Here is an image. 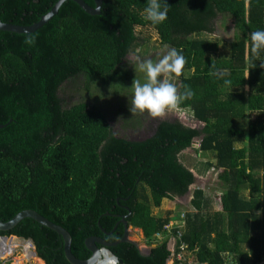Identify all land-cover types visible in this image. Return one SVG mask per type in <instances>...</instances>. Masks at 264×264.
Here are the masks:
<instances>
[{
	"label": "trees",
	"instance_id": "obj_1",
	"mask_svg": "<svg viewBox=\"0 0 264 264\" xmlns=\"http://www.w3.org/2000/svg\"><path fill=\"white\" fill-rule=\"evenodd\" d=\"M57 1L0 0V21L34 24ZM147 2L102 0L100 14L91 15L65 0L34 32L0 30V219L37 211L70 233L71 251L79 259L91 254L87 237L118 240L124 225L114 226L125 217L130 228L142 231L150 251L142 254L130 242L108 247L124 264H167L173 238L176 253L186 245V257H174L173 264H261L264 52L252 55L249 36L264 29V0H167V19L155 26L143 19ZM220 14L234 30L227 55L218 54V40L199 37L214 32ZM137 26L154 28L162 44L185 57L182 74L174 78L178 94L187 88L193 96L178 106L189 108L201 128L162 119L150 135L132 140L116 134L95 104L66 106L64 87L80 77L86 88L110 87L117 97L130 89L136 77L124 64L140 45ZM28 36L35 37L31 46L24 42ZM212 66L229 70L231 83L212 76ZM195 137L198 150L215 161L206 164L221 169L219 208L197 188L184 223L178 224L179 213L168 229L171 211L158 216L151 209L164 198L184 196L194 183L179 155ZM0 235L32 240L45 264H71L62 237L32 218Z\"/></svg>",
	"mask_w": 264,
	"mask_h": 264
},
{
	"label": "rangeland",
	"instance_id": "obj_2",
	"mask_svg": "<svg viewBox=\"0 0 264 264\" xmlns=\"http://www.w3.org/2000/svg\"><path fill=\"white\" fill-rule=\"evenodd\" d=\"M214 26L215 30L213 33L210 35H200L199 37L218 40L220 42L218 54L227 55L229 44L233 39L234 30L229 25L227 16L222 14H220L215 20ZM135 33L139 36V38H141V42L140 45L136 46V48L127 55L124 66L131 72V76L136 77L135 80L143 81L144 74L138 70L135 71L134 69L136 62L134 61L133 56L139 55L142 60L151 59L156 62L162 58L163 55L167 54V52L170 50V47L160 42L158 33L150 26H137L135 28ZM172 82L178 89V80L173 78ZM99 90L100 88L95 87H91V89L86 88L85 79L80 77L76 81L66 84L64 91L62 92V96L65 98V100H67L66 106H70L80 101H85L91 105L95 104L105 112L112 130L116 134L128 137L130 139H141L147 137L152 131L153 124L162 119H177L183 124L195 128H201L203 126L201 122L193 118V113L189 108H180L179 106H177L176 109L166 110L163 115L158 117H152L147 114V112H131L130 105L132 99V87H130L129 90L125 89L124 92L119 93L120 97L112 94L113 88L110 89V87H106L102 92ZM195 140H197V142H195L193 146L191 145V147L181 152L179 158L184 165L197 174L195 175L196 179L195 182L190 185L188 194L163 201L164 206L168 204V206H170L172 209L167 210V212L171 211L172 214H179L180 212L182 213L192 209V206L190 205V200L192 198L191 193L197 187L203 189L206 196H209L213 199L214 209L219 207V196L223 191L218 179V173L221 171V169H216L214 165H207L208 163L206 164V162L215 161L213 160L211 154L202 153L198 150L200 138L197 137ZM243 194L247 195L248 191H244ZM166 207L167 206L164 208ZM151 210L153 214L163 215L162 210H158L157 207H152ZM130 233V238L137 241L140 247L150 248L145 242L140 229L130 228ZM19 240L20 241L18 242L25 244L23 239L19 238ZM21 247L22 246L16 247L15 253H12L11 255L9 253V255L1 258L0 262L9 261L10 264H45L44 261L37 256L28 258L23 255ZM261 264H264V260Z\"/></svg>",
	"mask_w": 264,
	"mask_h": 264
},
{
	"label": "clouds",
	"instance_id": "obj_3",
	"mask_svg": "<svg viewBox=\"0 0 264 264\" xmlns=\"http://www.w3.org/2000/svg\"><path fill=\"white\" fill-rule=\"evenodd\" d=\"M168 11L167 0H148L143 9V19L153 26L159 25L166 21ZM249 41L250 52L254 56H259L264 52V29L251 32ZM24 42L31 46L35 43V37L28 36ZM133 59L136 62L135 71L143 73L144 78L143 81H132L131 112H147L152 117H158L166 110L176 109L184 100L192 98L193 92L190 89L186 88L183 93L178 94L177 87L172 82L174 77L182 74L186 63L185 57L175 48H171L156 62L151 59L142 60L139 55H134ZM260 67L264 68V63H261ZM210 74L223 79L225 84L231 83L228 79L230 72L227 69L218 70L212 66Z\"/></svg>",
	"mask_w": 264,
	"mask_h": 264
},
{
	"label": "water",
	"instance_id": "obj_4",
	"mask_svg": "<svg viewBox=\"0 0 264 264\" xmlns=\"http://www.w3.org/2000/svg\"><path fill=\"white\" fill-rule=\"evenodd\" d=\"M65 0H58L53 7L49 10L48 13L43 15L37 22L34 24L23 26V25H17L12 23H5L0 21V30L3 31H10V32H16V33H31L35 30L39 29L45 22H47L49 19H51L57 12L60 5ZM76 2L85 12L91 15H97L100 14L101 11V5L102 0H94L95 5L91 6L88 3H86L84 0H72ZM3 125L0 124V127ZM197 138V137H195ZM195 138L193 142L195 141ZM136 140V139H132ZM192 142V143H193ZM32 218L33 220L37 221L41 225L50 228L51 230L55 231L58 235L62 237L63 240V251L66 259L71 264H95L98 259L100 258L102 249H105L107 251L108 247L111 245H115L120 242H130L135 244L142 254H148L150 251V248L147 247H140L139 243L133 239L130 238V226L127 223L125 217L121 218L120 221L116 223L114 226V229L116 228L118 223H122L124 225V231L123 235L116 240L115 242H107L105 239L99 236H90L85 239V246L90 251V256L87 259H79L77 258L71 251V235L70 233L61 225H58L48 218L44 217L37 211L33 209H25L17 214H15L11 219L7 221H3L0 219V231H9L14 226H16L22 219L24 218ZM18 238L15 235H0V238ZM110 252V251H109ZM110 254L117 259L118 264H124L123 261L119 258H117L113 253L110 252Z\"/></svg>",
	"mask_w": 264,
	"mask_h": 264
},
{
	"label": "built area",
	"instance_id": "obj_5",
	"mask_svg": "<svg viewBox=\"0 0 264 264\" xmlns=\"http://www.w3.org/2000/svg\"><path fill=\"white\" fill-rule=\"evenodd\" d=\"M184 213H181V219L178 221V224L182 225L184 223ZM174 225V222L173 221H170L168 223V225L166 226V228L170 229L171 227H173ZM14 239L16 240V243L14 244V247L11 246L10 244V255L12 253H15V249L16 247H19V246H22V251H23V254L30 258V257H35L36 256V251H35V246H34V243L32 242V240L30 239H24V238H21L23 239V241H25V244L21 243V242H18L20 241L19 238H16L14 237ZM170 251H171V256L172 258L176 257L178 260H183L185 257H186V245L185 244H181L179 246V252H175V249H176V240L173 238V239H170ZM185 255V256H184ZM1 259V258H0ZM3 263V262H2ZM203 264H207V263H203ZM229 264H236L235 262H231Z\"/></svg>",
	"mask_w": 264,
	"mask_h": 264
},
{
	"label": "bare ground",
	"instance_id": "obj_6",
	"mask_svg": "<svg viewBox=\"0 0 264 264\" xmlns=\"http://www.w3.org/2000/svg\"><path fill=\"white\" fill-rule=\"evenodd\" d=\"M16 240L14 238H0V258L9 255L10 244L14 247ZM24 255V254H23ZM23 258V257H22ZM39 260V259H38ZM95 264H118L117 259L114 258L109 251L102 249L100 258Z\"/></svg>",
	"mask_w": 264,
	"mask_h": 264
},
{
	"label": "crops",
	"instance_id": "obj_7",
	"mask_svg": "<svg viewBox=\"0 0 264 264\" xmlns=\"http://www.w3.org/2000/svg\"><path fill=\"white\" fill-rule=\"evenodd\" d=\"M194 143H195V141H194ZM194 143H193V144H194ZM193 144H192V146H193ZM182 152H183V151H182ZM185 166H186V165H185ZM205 169H206V168H205ZM190 170H191V169H190ZM191 171H192V170H191ZM192 172H193V171H192ZM193 174H194V176L197 175L195 172H193ZM195 179H196V176H195ZM194 182H195V181H194ZM189 187H190V186H189ZM197 188H199V187H197ZM197 188H196V189H197ZM200 189H201V188H200ZM202 190H203V189H202ZM193 191H194V190H193ZM193 191H192V193H191V197H192ZM203 191H204V190H203ZM188 193H189V191H188L186 194H188ZM220 194H221V193H220ZM167 199H168V198H164V199L162 200L161 205L159 206V208L157 207L158 210H160V211L162 210V212H163V215H162V216L165 215L164 213L167 212V210H172V209L170 208V206H168V204H166L165 206H167V207L164 208L165 206H164V204H163V201H164V200H167ZM167 203H168V202H167ZM163 206H164V207H163ZM218 208H219V207H217L216 209H218ZM192 209H193V208H192ZM192 209H190V211H191ZM216 209H215V210H216ZM156 212H157V211H156ZM184 212H185V211H184ZM184 212H182V213H184ZM158 213H159V212H158ZM177 214H178V213H175V214L173 213V214H171V215L173 216V219H172V220H173L174 224L177 222L176 220H178V218H177ZM180 214H181V212H180ZM155 215H156V214H155ZM157 215H158V216H161L160 214H157ZM172 220H171V221H172ZM141 232H142V231H141ZM142 235H143V233H142ZM159 237H160V236L155 237V238H157L156 240H158ZM143 238H144V236H143ZM170 242H171V241L169 240V241H168V249H169V250H170V246H171V245H170ZM154 243H156V242H153V244H151V246L154 245ZM149 247H150V246H149ZM192 257H195V255H194V254H192L191 256L189 255V257H188V261H189V262L192 261ZM168 261H169V262H167V264H173V258H172V257H171Z\"/></svg>",
	"mask_w": 264,
	"mask_h": 264
}]
</instances>
